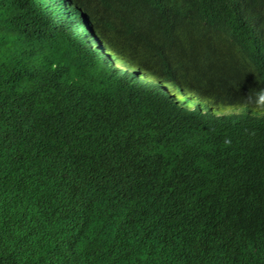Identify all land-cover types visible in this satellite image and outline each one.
Here are the masks:
<instances>
[{
	"label": "clouds",
	"instance_id": "clouds-1",
	"mask_svg": "<svg viewBox=\"0 0 264 264\" xmlns=\"http://www.w3.org/2000/svg\"><path fill=\"white\" fill-rule=\"evenodd\" d=\"M94 24L79 0H0V78L44 101L14 111L28 146L23 157L51 158L49 139L58 140L54 173L106 206L117 195L132 202L125 252L138 264H189L190 236L203 229L180 205L199 209L217 193V179L245 189L235 203L220 196L205 207L210 215L231 206L245 207L252 223L264 216V197L251 186L264 177V74L256 75L241 42L219 44L190 58L189 76L244 66L256 79L237 98L201 94L109 48ZM159 43H149L154 58ZM79 145L88 159L69 155ZM59 188L57 203L45 207L71 201L61 182Z\"/></svg>",
	"mask_w": 264,
	"mask_h": 264
},
{
	"label": "trees",
	"instance_id": "trees-1",
	"mask_svg": "<svg viewBox=\"0 0 264 264\" xmlns=\"http://www.w3.org/2000/svg\"><path fill=\"white\" fill-rule=\"evenodd\" d=\"M79 1L109 48L177 86L224 99L252 87L256 76L244 66L225 72L210 68L197 79L188 75L190 58L233 42L252 54L256 75L264 74V0ZM149 43H159V58L150 55ZM26 102L44 104L39 95L17 92L0 78V264H138L120 246L132 226L126 220L131 201L117 195L106 206L54 173L61 162L58 140L49 139L51 158L35 163L23 157L28 146L13 114ZM85 151L79 145L69 155L85 160ZM60 182L71 201L45 207L57 203ZM251 186L264 197V177ZM244 189L239 182L217 179V193L200 201L199 209L180 205L203 229L190 236L189 264H264V216L252 223L245 207H215L211 215L205 208L220 196L235 203Z\"/></svg>",
	"mask_w": 264,
	"mask_h": 264
}]
</instances>
